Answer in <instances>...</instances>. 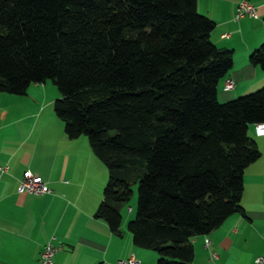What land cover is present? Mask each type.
<instances>
[{"label":"trees","instance_id":"16d2710c","mask_svg":"<svg viewBox=\"0 0 264 264\" xmlns=\"http://www.w3.org/2000/svg\"><path fill=\"white\" fill-rule=\"evenodd\" d=\"M214 26L197 0H0V92L58 86L66 133L108 170L97 216L120 233L138 184L128 228L157 264L192 261L193 238L244 210L261 156L249 127L264 123V86L219 100L234 55ZM250 59L264 71V42Z\"/></svg>","mask_w":264,"mask_h":264},{"label":"crops","instance_id":"0c3cea01","mask_svg":"<svg viewBox=\"0 0 264 264\" xmlns=\"http://www.w3.org/2000/svg\"><path fill=\"white\" fill-rule=\"evenodd\" d=\"M240 1L197 0L198 10L215 21L212 40L234 55L233 68L219 84L221 102L264 86L263 69L250 59L264 42V0H248L257 6L258 17L237 19ZM227 78L235 79V88L225 89ZM49 88L46 81L33 83L23 95L0 92V165L8 167L0 169V264H41L50 240L61 246L55 264H118L132 253L142 264H157L156 251L135 244L129 218L115 233L97 216L107 167L86 135L71 138L66 133L55 111L56 98H47ZM249 134L261 156L245 169L244 210L192 239L193 264H264L257 262L264 257V133L251 124ZM28 169L53 191L20 194L18 185Z\"/></svg>","mask_w":264,"mask_h":264},{"label":"built area","instance_id":"2783aa9c","mask_svg":"<svg viewBox=\"0 0 264 264\" xmlns=\"http://www.w3.org/2000/svg\"><path fill=\"white\" fill-rule=\"evenodd\" d=\"M244 16H253L258 17V8L252 2L248 0H242L239 2L236 11V18H242ZM236 87V81L233 78H227L225 83V89L231 90ZM259 130L261 133H264V123L258 124ZM2 171H6L8 167L6 165H0ZM18 191L20 194H47L51 193L53 189L50 185L44 181L40 175L34 171L28 169L24 172L23 177L20 179L18 185ZM131 210V208H130ZM211 240L206 238V244L209 245ZM61 246L55 244L53 240H50L42 252L41 264H55V256L60 251ZM264 260V257H258L257 262L261 263ZM118 264H142L141 259L135 254L132 253L128 258L120 259ZM186 264H193L192 261Z\"/></svg>","mask_w":264,"mask_h":264},{"label":"rangeland","instance_id":"374dc122","mask_svg":"<svg viewBox=\"0 0 264 264\" xmlns=\"http://www.w3.org/2000/svg\"><path fill=\"white\" fill-rule=\"evenodd\" d=\"M47 83L50 86V88H49L50 90H49L47 98H53V99L58 98V96L61 94L58 86L51 79L47 80ZM133 189H134V194H133L130 202L127 203V205L124 207V209L122 211L124 221H126L127 218H129V220L134 218L135 214H136L137 207H138V200H139L138 184L133 185ZM129 207H133L134 210L131 211ZM127 229H129L128 225H127Z\"/></svg>","mask_w":264,"mask_h":264}]
</instances>
